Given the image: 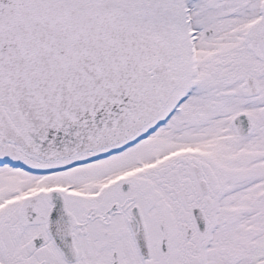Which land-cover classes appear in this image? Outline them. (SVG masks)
I'll return each instance as SVG.
<instances>
[{
	"label": "snow or ice",
	"instance_id": "snow-or-ice-1",
	"mask_svg": "<svg viewBox=\"0 0 264 264\" xmlns=\"http://www.w3.org/2000/svg\"><path fill=\"white\" fill-rule=\"evenodd\" d=\"M0 264H264V0H0Z\"/></svg>",
	"mask_w": 264,
	"mask_h": 264
}]
</instances>
